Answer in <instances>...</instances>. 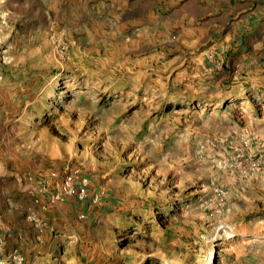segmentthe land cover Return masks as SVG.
I'll return each instance as SVG.
<instances>
[{
  "label": "rangeland",
  "instance_id": "rangeland-1",
  "mask_svg": "<svg viewBox=\"0 0 264 264\" xmlns=\"http://www.w3.org/2000/svg\"><path fill=\"white\" fill-rule=\"evenodd\" d=\"M184 1L0 0V264H264V25Z\"/></svg>",
  "mask_w": 264,
  "mask_h": 264
},
{
  "label": "crops",
  "instance_id": "crops-1",
  "mask_svg": "<svg viewBox=\"0 0 264 264\" xmlns=\"http://www.w3.org/2000/svg\"><path fill=\"white\" fill-rule=\"evenodd\" d=\"M183 3L194 13L238 12L241 18L234 22L238 26L264 25V18L260 19L264 17V0H185Z\"/></svg>",
  "mask_w": 264,
  "mask_h": 264
},
{
  "label": "built area",
  "instance_id": "built-area-1",
  "mask_svg": "<svg viewBox=\"0 0 264 264\" xmlns=\"http://www.w3.org/2000/svg\"><path fill=\"white\" fill-rule=\"evenodd\" d=\"M67 180H69V179H67ZM78 194H79V195H82V194H83V189H79V190H78Z\"/></svg>",
  "mask_w": 264,
  "mask_h": 264
}]
</instances>
